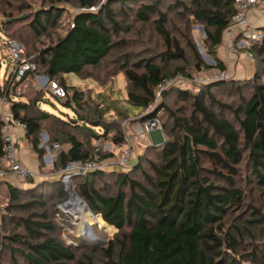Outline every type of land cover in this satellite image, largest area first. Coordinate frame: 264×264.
Instances as JSON below:
<instances>
[{"label":"trees","instance_id":"trees-1","mask_svg":"<svg viewBox=\"0 0 264 264\" xmlns=\"http://www.w3.org/2000/svg\"><path fill=\"white\" fill-rule=\"evenodd\" d=\"M44 1L49 6L29 16L1 21L0 32L21 43L29 60L36 65V70L28 72L14 88V93L17 87L22 88L21 98L13 100L8 95L9 113L13 120L26 124L25 137L39 158L44 150L39 147L37 135L42 126L48 130L49 140L61 147L56 160L60 169L73 159L94 158L91 141L108 137L109 128L103 121L105 111L94 107L92 115H80L79 111L86 109L85 93L68 85L62 75L74 73L83 79L87 67L100 65L117 45L113 36L129 31L117 20L113 4H120L121 13L127 3L133 4L134 20L152 26L161 40L164 63H182L166 72L153 58L130 62L129 55L124 54L122 63L108 76L122 73L128 83L127 103L134 108H147L163 79L177 74L190 76L203 68L226 69L216 48L222 43L234 12L233 0H191L189 7L175 0L167 7L168 11L162 10V0H75L79 10L71 19L74 26H67L63 34L52 38L45 47L36 48L35 41L55 29L65 13L55 3H72V0ZM177 9H182V19L185 16V20H191L189 24L198 23L202 27L213 64L199 57L186 31L179 34V29L169 28L168 14ZM0 14L5 15L6 9L0 7ZM248 50L256 72L247 92L246 84L228 78L193 85L200 87L195 93L191 88L176 87L163 93L162 99L175 94L188 106L172 110L161 100L162 132H159L164 141L155 146L149 137L151 143L146 142L145 152L133 165L107 172L116 178L115 194L109 195L104 188L97 187L96 181L106 174L103 170L70 179L71 188L77 189L91 213L100 215L117 230L120 236H116L117 245L110 242L97 252L102 246L87 247L80 236L75 238L77 244H65L58 236L60 226L52 220L42 191L34 186L18 187L6 178L0 180V186L7 190L6 215L13 227L9 231L0 227V247L17 254L26 264H243V261L264 264V252H257L256 248L240 252L242 238L238 224L231 222L226 226L231 210L244 202L237 184L244 159L257 181L264 185V83L259 82L264 72V43L251 44ZM39 73L65 89L63 103L76 113L75 120L62 119L40 108L43 94L31 86L33 74ZM8 84V79H4L0 93H4ZM226 86L235 90L236 102H223L213 94V89ZM26 90L33 93L32 97L24 94ZM82 122L88 127L82 126ZM2 125L0 120V154L4 149ZM95 127H101L103 132H95ZM110 128L114 131L113 143H122L124 133L119 123H111ZM154 152L156 160L146 158L147 153ZM99 155L101 159L113 156L111 152ZM127 167L129 170H125ZM135 173L139 177H134ZM59 183L63 185L61 180ZM252 209L258 218L246 223L263 221L261 211ZM16 212L26 216L17 217ZM6 222L2 220V224ZM79 249L83 252L77 254ZM258 257L261 259L256 261Z\"/></svg>","mask_w":264,"mask_h":264},{"label":"rangeland","instance_id":"rangeland-1","mask_svg":"<svg viewBox=\"0 0 264 264\" xmlns=\"http://www.w3.org/2000/svg\"><path fill=\"white\" fill-rule=\"evenodd\" d=\"M100 1L103 2L106 0ZM179 1L188 7L191 5V0ZM162 2V10L168 11L167 7L170 4H174L175 0H162ZM55 4L64 8L65 13L59 21V25L55 29L50 30L47 35L42 36L40 39L35 41L34 46H36V48L45 47L50 43L52 38H55L59 34H63L67 26L70 25L72 16L79 10V5L75 2V0H72V3L69 4ZM16 5L19 6L17 9L14 8ZM48 6L49 5L44 0H0V7H2V9H6V14H8H0V22L3 20H12L19 16H29L33 11ZM113 8L117 14V20L122 26L127 27L129 31H122L120 34L113 36V40L117 45L100 65L97 67H87L86 71L83 73V79L79 78V76L74 73H66L62 75L68 85L78 87L85 93V98L87 100L85 105L86 109L80 110V115H92V109L94 107H99L105 111L103 121L107 124L109 131L108 137L102 138V140L104 143L109 144H113L111 143L113 142L111 138L114 135V131L110 128L111 123H119V129L123 133L132 135L133 128L137 125V122H142L147 118L146 116L140 117V114L143 110L134 108L132 105L127 103L126 94L128 83L124 79L122 73H116L112 77L108 76L111 71L118 68V66L122 63L123 55H129L130 62L153 58L155 64L163 66L166 72H172L176 67L182 65L180 62H171L167 64L164 63V59L161 57V53L163 51L161 40L155 33L152 26L149 24H142L134 20L132 15V10L134 8L133 4L127 3L125 8H123V13L119 11L121 9L119 3L113 4ZM181 14L182 9H177L175 12L168 14L170 19V23L168 25L169 28L179 29V34L186 31L191 42L195 45L199 57L205 63L212 64L213 61L210 63L207 59L209 58L211 60L208 54L209 44L205 40L204 32L199 29L200 24L193 22L189 24L191 20H185V16L184 19H182L183 15ZM3 38L4 35L0 32V43ZM8 60H10L9 57L0 49V64L2 68V71H0V78L3 76V68L5 67V64L8 62ZM189 72H194V70H189ZM255 72L256 71L254 69L253 74L250 73L249 75H244L239 78L234 77L233 79L237 80L238 83H241L242 85L246 84L245 92H247L248 87H250L252 83L251 80L255 76ZM39 74L41 75L42 73ZM259 82L264 83V72L261 74ZM199 89V86H192L191 92L195 93ZM24 94L32 97L33 93L30 90H26ZM213 94L217 99H220L223 102L233 103L237 101V94L231 86H226L222 89L215 88L213 89ZM162 101L172 110H177L178 108L183 107L187 108L188 106L187 102L183 101L175 94L167 95L166 98L162 99ZM39 105L42 110L51 112L62 119L68 120L73 118L75 120L76 118V113L71 108L66 106L63 101L58 100L49 94H46L45 100L40 102ZM106 106L108 107L106 108ZM223 115L227 116L226 113H223ZM125 120L128 122V124L125 125L128 129L127 131L125 130V127L121 125ZM93 130L97 133L103 132L101 127H95ZM37 136L39 138V147L44 150V153L42 157H38L35 162L34 167L36 168V175L26 179H19L15 177L11 180L16 183L11 184H15L18 187L34 186L42 191L52 220L58 226H60L58 236L65 244H77L75 238L80 236L82 239H84L87 247L102 246L97 252H101L102 248H106L110 242H114V244L117 245L118 242L116 241V236L117 238L120 237L117 234V230L107 225L102 220L100 215L92 214L90 210H87V206L85 207V213L80 212V209L84 208L83 204L80 203L79 205V203H77V205L75 201H71L73 199L82 200L77 189H72L70 184L68 186L69 189H67L66 184L62 185L59 183L61 180L59 174L61 169L58 167V162L50 163L49 161V158H51V156L54 154L53 150L51 149V144L54 142L49 140L51 135L48 130L44 129L42 126ZM149 137L152 139V144L155 146L161 144L164 141V138L157 129L152 130L149 133ZM45 138L47 139V142H45ZM95 141L91 142L94 144ZM131 142L132 149L134 150L132 152V158L127 166L133 165L137 157L143 154L147 148H145V145L147 144V139L145 138H132ZM46 144H48V148L51 149L50 151L47 149ZM111 153L113 155L112 157L103 159V161H106V164H108L110 167L103 170V172H106L105 176L99 178L96 181L97 187L99 189L104 188V190H106L107 194L109 195L115 194L118 189L117 184L115 183L116 178L107 173L117 168L116 165H113L114 159L118 157L117 149ZM146 158L150 160H156L157 153H147ZM125 170H129V167L125 168ZM239 171L240 173L237 184L242 190L244 202L242 206L234 207L231 210L229 215L230 220L228 218L226 226L229 227L231 222L238 224V227L241 231L240 238H242V247L240 252H251L253 248H256L257 252H264V220L258 223H246L247 220L249 221L258 218L257 215L252 214V207L259 209V211H261V213L264 215V185L257 181L256 176L251 172L250 166L245 159L241 162ZM134 177H139V173H135ZM82 202L84 203L83 200ZM7 203V190L5 187L0 186V227H3L9 231L12 229L13 225L8 223L10 220L6 215ZM14 215L17 217L26 216V214L22 212H16ZM234 216L235 218L232 220L231 218ZM3 219H5V222H7L2 224ZM90 221L92 234L96 239L104 241V244L97 245L96 240L92 239L93 236L90 238L82 234L80 228L82 226L81 224L89 223ZM241 226L246 228L247 231H244ZM15 230L16 229L14 227V231ZM76 252L79 254L83 251L79 249ZM260 259L261 257H258V260L256 261H259ZM13 261L16 264H26L24 260L17 254L9 251L8 249L0 247V264H14ZM243 264H248V262L243 261Z\"/></svg>","mask_w":264,"mask_h":264},{"label":"built area","instance_id":"built-area-1","mask_svg":"<svg viewBox=\"0 0 264 264\" xmlns=\"http://www.w3.org/2000/svg\"><path fill=\"white\" fill-rule=\"evenodd\" d=\"M233 6L234 12L225 30L227 48L231 52H236L238 48H245L247 50L245 52L246 57L253 61L252 53L249 52L248 49L251 44L264 43V31L251 25L248 17L250 12L254 9H264V0H233ZM73 26V23L70 22V27ZM0 49L11 61V68L5 78V80L8 79L9 81L8 87L3 94L0 93V120L3 122L1 137L4 142L3 153L0 154V180L6 179L9 176L12 178L17 177L19 179H26L28 177H34L37 172L24 166L17 156L18 149L12 135L11 125L14 124L21 128L25 135L26 124L12 119L8 110V95L13 100H19L21 98L20 92L22 88L20 86L17 87L16 93H14V88L17 83H20L26 77L28 72L33 73L36 70V65L29 60L22 44L15 39L4 36L0 43ZM228 78L229 74L226 69L210 67L203 68L200 72H194L190 76L177 74L171 78L163 79L157 85L152 103L140 114V117L146 116L147 118L142 122H137V125L133 128V134L124 133L122 143H104L102 139L98 138L94 142V158L70 160L60 170L61 182L67 186V184H70V179L74 176H84L89 172L101 171L110 167L99 155L101 153H106V151L113 152L117 149L118 157L114 159L113 165H116L118 168L126 167L132 158V152L134 150L132 149V138H145L147 142L151 143L149 132L155 129L162 132L159 118L163 108L160 106V103L163 93L168 88L176 87L181 90H187L193 85L212 83ZM2 83L3 80L0 82V85H2ZM31 86L34 90L43 92V101L46 98V94L61 101L66 99L65 89L57 81L50 80L45 75L33 74ZM126 124H128L127 120L121 125L124 126L127 131ZM45 142H47L46 138ZM47 145L48 144H46L47 149L49 151L52 149L54 152L51 158H49L50 163H54L57 160V155L61 151V147L57 143H52L50 149ZM30 148H32L31 145Z\"/></svg>","mask_w":264,"mask_h":264},{"label":"crops","instance_id":"crops-1","mask_svg":"<svg viewBox=\"0 0 264 264\" xmlns=\"http://www.w3.org/2000/svg\"><path fill=\"white\" fill-rule=\"evenodd\" d=\"M249 23L256 28L264 27V9H254L249 14ZM247 50L245 48H238L236 52H231L226 45V35L225 32L223 34L222 43L216 48L217 56L224 63L226 70L229 74V78H239L244 75H249L250 73H254L255 69V61L249 60L245 52ZM11 68V61L5 64L3 68V76L1 79L4 80L8 71ZM0 71H2L0 64ZM232 75V76H231ZM0 81V82H1ZM12 135L14 140L16 141L17 149H18V158L22 162V164L36 172V168L34 167L36 160L38 159L36 153L33 149L30 148V145L22 131L21 128L11 125ZM8 179H13L12 177H7Z\"/></svg>","mask_w":264,"mask_h":264},{"label":"bare ground","instance_id":"bare-ground-1","mask_svg":"<svg viewBox=\"0 0 264 264\" xmlns=\"http://www.w3.org/2000/svg\"><path fill=\"white\" fill-rule=\"evenodd\" d=\"M72 198H73V196H72ZM71 198V199H72ZM78 200V201H77ZM77 200H75V199H73V200H71V201H75V203L77 204V203H79V205H80V202H79V199H77ZM71 203V202H70ZM81 204H83V207L84 208H82V206H81V208L83 209H80V212H82V213H85V207H86V205L82 202ZM78 205V204H77ZM82 226L80 227L81 228V232H82V234L84 235V236H87V237H94V235L92 234V230H91V221L89 222V223H83V224H81Z\"/></svg>","mask_w":264,"mask_h":264},{"label":"water","instance_id":"water-1","mask_svg":"<svg viewBox=\"0 0 264 264\" xmlns=\"http://www.w3.org/2000/svg\"><path fill=\"white\" fill-rule=\"evenodd\" d=\"M21 17H24V16H21ZM264 28V27H263ZM263 28H260V29H263ZM199 29L202 31V27H200L199 26ZM208 59V61L210 62V63H212V60H210L209 58H207ZM73 122H76V121H73ZM82 126H84V127H88L84 122H82ZM69 184H67V189H69ZM79 202L80 203H82V200H80L79 199ZM87 210H89V209H87ZM92 239H95L96 240V244L97 245H102V244H104V241H102V240H99V239H96L95 237H92Z\"/></svg>","mask_w":264,"mask_h":264}]
</instances>
